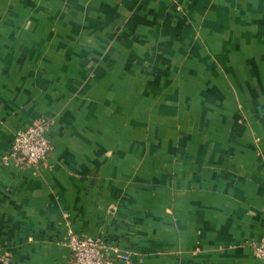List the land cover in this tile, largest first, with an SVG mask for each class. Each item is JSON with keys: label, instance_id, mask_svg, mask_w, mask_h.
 Returning a JSON list of instances; mask_svg holds the SVG:
<instances>
[{"label": "crops", "instance_id": "crops-1", "mask_svg": "<svg viewBox=\"0 0 264 264\" xmlns=\"http://www.w3.org/2000/svg\"><path fill=\"white\" fill-rule=\"evenodd\" d=\"M39 118L45 162H5ZM67 232L264 264V0H0V264H71Z\"/></svg>", "mask_w": 264, "mask_h": 264}, {"label": "built area", "instance_id": "built-area-1", "mask_svg": "<svg viewBox=\"0 0 264 264\" xmlns=\"http://www.w3.org/2000/svg\"><path fill=\"white\" fill-rule=\"evenodd\" d=\"M46 124L47 121L41 118L25 128L17 129L4 161L13 159L24 168L41 166L51 151L45 136ZM65 245L70 251L71 264H115L128 261L127 255L115 248H105L99 239L81 237L72 232H67ZM253 250L255 257L264 261V236L254 245Z\"/></svg>", "mask_w": 264, "mask_h": 264}, {"label": "rangeland", "instance_id": "rangeland-1", "mask_svg": "<svg viewBox=\"0 0 264 264\" xmlns=\"http://www.w3.org/2000/svg\"><path fill=\"white\" fill-rule=\"evenodd\" d=\"M39 119H41V118H39ZM39 119H37V120H39ZM43 119H45V118H43ZM37 120H36V121H37ZM45 120H46V119H45ZM36 121H35V122H36ZM46 121H47V120H46ZM93 239H94V238H93ZM260 239H261V238H260ZM260 239H259V240H260ZM255 244H256V243H255ZM255 244L252 245V251H253V254H254L253 247H254ZM102 245H104V244L102 243ZM104 247H105V248H114V247H112V246L108 247V246H106V245H104ZM115 249H116V248H115ZM127 256H128V255H127ZM254 256H255V255H254ZM256 258H257V257H256ZM257 259H258V258H257ZM259 260H260V259H259ZM262 261H263V260H262ZM128 262H129V257H128V261L125 262V263H128Z\"/></svg>", "mask_w": 264, "mask_h": 264}]
</instances>
